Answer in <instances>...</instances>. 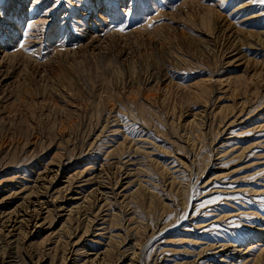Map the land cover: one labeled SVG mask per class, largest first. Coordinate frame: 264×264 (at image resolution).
Instances as JSON below:
<instances>
[{"label": "rangeland", "instance_id": "obj_1", "mask_svg": "<svg viewBox=\"0 0 264 264\" xmlns=\"http://www.w3.org/2000/svg\"><path fill=\"white\" fill-rule=\"evenodd\" d=\"M35 191L10 264H264V0H0V218Z\"/></svg>", "mask_w": 264, "mask_h": 264}, {"label": "bare ground", "instance_id": "obj_2", "mask_svg": "<svg viewBox=\"0 0 264 264\" xmlns=\"http://www.w3.org/2000/svg\"><path fill=\"white\" fill-rule=\"evenodd\" d=\"M239 6V5H238ZM243 6H246V5H243ZM243 6H240V7H243ZM254 17V16H253ZM220 43H221V41H220ZM58 168V167H57ZM46 171H54V173H56V171H57V169H53V168H49V169H47ZM36 192V191H35ZM32 193V192H31ZM78 193V192H77ZM98 193H99V191H98ZM29 197H32V199L31 198H26L24 201V204L22 205L23 206V208L22 207H18V208H20V209H15L14 211H12L10 214L8 213V215L7 216H5L4 218H0V232H3V231H7L8 233L5 235L6 237H11L14 233V231H12V232H9L8 230H10V228H11V226H13L15 223H16V221H17V219L16 218H18V216H20L21 218H18V222H21V220H24V221H30V222H28V224H31V222H32V220H34L33 222H36V220L38 219V218H40L41 217V213H42V208H45L46 207V205L47 204H49V205H52V206H55V207H57L58 209H65L68 205H66V203H60V204H56V201L53 203V202H51V201H47V199H46V196L44 195V193H43V191H42V193H40V192H36V193H33V194H31V195H29ZM75 198H79V196H73L72 197V199H75ZM53 201V200H52ZM51 204H50V203ZM43 204H45V205H43ZM46 209V208H45ZM48 209V208H47ZM69 210H72V208H70ZM183 218V217H182ZM36 219V220H35ZM157 222V221H156ZM33 224V223H32ZM39 224L40 223H34L33 225H30L31 227H29V228H31V229H29V234L30 235H33V234H36L37 232H38V228H37V226H39ZM162 224H164V223H162ZM155 225V224H154ZM160 226V225H159ZM162 226V225H161ZM152 227H154V226H152ZM157 228H159V227H157ZM152 229H154V228H152ZM151 229V230H152ZM150 230V229H149ZM151 232V231H150ZM156 234L154 233V235L153 236H155V235H159L160 233H162V229H159V230H156ZM153 234V233H152ZM68 235V234H67ZM76 237V235H75V233H73V234H69L68 235V244H67V254L71 257V255H75V253L77 254V252H76V247H79V241L75 238ZM81 237V236H80ZM67 238V237H66ZM153 238V237H152ZM24 239H26V238H24ZM67 240V239H66ZM146 242V241H145ZM220 246H221V248H217V249H215V251H213V252H215V253H219V255L221 254V255H223L227 250H228V248H227V244H220ZM65 247V246H64ZM142 247H143V244H142ZM218 247V246H217ZM210 248H211V246H210ZM141 249V248H140ZM237 250V253L238 254H240V249H236ZM79 251V250H78ZM82 251H84V250H82ZM143 251H144V249L142 250H139L138 252H137V256H136V258H137V260H136V262L138 263V262H140V259L142 258V253H143ZM66 252V251H65ZM100 251H98V252H91V253H87V255H88V257L89 256H92V259L93 260H95L96 262H100L98 259H100V256H99V254L100 253H102V252H100ZM154 253H156V252H154ZM80 254V253H79ZM65 255V254H64ZM81 255V254H80ZM79 255V256H80ZM143 255H145V252H144V254ZM76 256V255H75ZM103 256V255H102ZM65 257V256H64ZM74 257V256H73ZM133 259H134V257H132ZM131 257H130V259H132ZM144 258V257H143ZM153 258V257H152ZM151 258V259H152ZM66 259H69V258H66ZM148 259V258H147ZM147 259L145 260V261H147ZM65 260V259H64ZM101 260H102V258H101ZM156 260V259H155ZM67 261V260H66ZM70 261V260H69ZM197 261V260H196ZM64 262V261H63ZM151 262H152V260H151ZM156 263H157V261H155ZM66 263V262H65ZM0 264H10V262L7 260V259H3L2 257L0 258ZM38 264H43V260H40L39 262H38ZM64 264V263H63ZM144 264V263H143Z\"/></svg>", "mask_w": 264, "mask_h": 264}, {"label": "snow or ice", "instance_id": "obj_3", "mask_svg": "<svg viewBox=\"0 0 264 264\" xmlns=\"http://www.w3.org/2000/svg\"><path fill=\"white\" fill-rule=\"evenodd\" d=\"M36 2L38 3L39 2V0H36ZM28 27H30V25H28ZM22 46V45H21Z\"/></svg>", "mask_w": 264, "mask_h": 264}]
</instances>
